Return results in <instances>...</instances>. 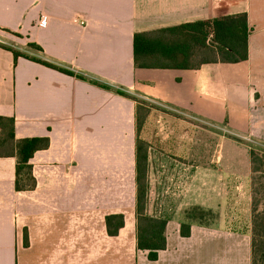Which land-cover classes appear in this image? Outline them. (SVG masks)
Masks as SVG:
<instances>
[{
    "label": "crops",
    "instance_id": "obj_1",
    "mask_svg": "<svg viewBox=\"0 0 264 264\" xmlns=\"http://www.w3.org/2000/svg\"><path fill=\"white\" fill-rule=\"evenodd\" d=\"M239 13L250 30L245 61L134 67L135 34ZM114 90L221 132L199 166L189 146L180 159L149 158L157 203L147 213L167 219L155 261L136 247L135 103ZM0 116L14 119L15 139L48 140L29 160L30 191H15V159L0 158V264H251L249 232L179 231L193 206L215 213L211 226H250V149H264V0H0ZM110 215L124 217L114 237Z\"/></svg>",
    "mask_w": 264,
    "mask_h": 264
},
{
    "label": "trees",
    "instance_id": "obj_2",
    "mask_svg": "<svg viewBox=\"0 0 264 264\" xmlns=\"http://www.w3.org/2000/svg\"><path fill=\"white\" fill-rule=\"evenodd\" d=\"M245 13L223 16L208 21L186 23L171 28L137 33L133 36V63L138 69L196 70L208 64H236L247 59V39L249 35ZM29 47L41 50L29 44ZM14 59L25 58L66 75L72 73L51 65L41 59L9 50ZM77 78L84 80L83 77ZM93 85L104 89L111 88L98 82ZM114 92L135 103L136 123V247L145 252L150 261L157 259L158 252L166 248L167 219L147 213L148 204V160L149 143L141 136L150 110L142 100L145 98L129 95L120 90ZM146 100V99H145ZM150 101V100H149ZM146 120V121H145ZM48 147V140L31 138L17 140L14 136V119L0 116V158L15 159V191H30L35 187L29 160L35 151ZM251 163V216L250 226L236 230L250 233L251 264H264V209H259L264 198V149H250ZM186 222L180 226V236H190L191 224L211 228L210 220L216 216L211 210L193 206L185 212ZM123 215H110L105 218L107 234L114 237L123 227Z\"/></svg>",
    "mask_w": 264,
    "mask_h": 264
},
{
    "label": "rangeland",
    "instance_id": "obj_3",
    "mask_svg": "<svg viewBox=\"0 0 264 264\" xmlns=\"http://www.w3.org/2000/svg\"><path fill=\"white\" fill-rule=\"evenodd\" d=\"M142 100L150 110L148 119L145 120L147 126L141 135L150 145L149 158H152L154 153L160 152L165 156L169 155L171 158L180 159L184 157L185 153L187 154V146H189L191 147V160L195 165L199 166L202 162H209L212 159L215 155L213 148L221 135L219 130L167 106ZM184 147L186 151L183 150ZM158 150L160 151L157 152ZM259 198L261 199L259 209H264L263 195H259ZM160 200L161 202L166 201L165 199ZM156 203L155 201L153 203V199L148 197V210H155ZM209 222L212 225L215 224L217 216L215 220ZM215 227L240 229L239 227L242 226H211V228Z\"/></svg>",
    "mask_w": 264,
    "mask_h": 264
},
{
    "label": "built area",
    "instance_id": "obj_4",
    "mask_svg": "<svg viewBox=\"0 0 264 264\" xmlns=\"http://www.w3.org/2000/svg\"><path fill=\"white\" fill-rule=\"evenodd\" d=\"M215 1L220 2V1H222V0H215Z\"/></svg>",
    "mask_w": 264,
    "mask_h": 264
}]
</instances>
